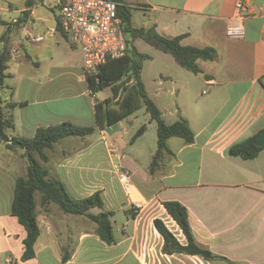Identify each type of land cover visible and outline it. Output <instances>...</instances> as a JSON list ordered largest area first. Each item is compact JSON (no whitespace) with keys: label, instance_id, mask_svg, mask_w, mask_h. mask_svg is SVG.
I'll list each match as a JSON object with an SVG mask.
<instances>
[{"label":"crops","instance_id":"obj_1","mask_svg":"<svg viewBox=\"0 0 264 264\" xmlns=\"http://www.w3.org/2000/svg\"><path fill=\"white\" fill-rule=\"evenodd\" d=\"M12 1L18 5L10 3L7 9L15 6L20 13L16 37L19 41V28L25 30L21 45L27 61L26 48L49 49L47 36L61 35L55 32L53 14L38 11L42 0H34L27 8L26 0H21L25 6L21 9L19 0ZM235 1L123 0L132 9V28H154L166 38L182 35V46L210 47L216 52L212 61L197 60L201 73L194 74L195 78L185 76L180 83L175 82L176 86L169 87V91L161 86L166 81L172 84L170 75L155 74L160 81L151 91L153 96L144 85L164 121V114L170 108L166 102H160L159 106L155 100L157 91H163L164 98L173 93L192 96L190 105L174 100L176 117L171 123L184 119L194 134V142L185 145L179 138H169L166 145L171 154L163 158L152 175L148 170L140 172L126 160L122 150L110 153L117 144L108 138L116 134L118 123L114 129H98V141L85 138L81 146L75 140L63 142L74 143L75 152L61 151L49 164L67 192L76 199L99 192L103 209L112 215L123 211L126 221L118 227L115 244L108 246L94 234V225L86 218L63 215L52 207L48 214L37 216L39 236L33 246L34 257L27 261L20 259L25 230L9 214L14 180L6 181L5 172L0 169V191L6 196L4 207H0V264H264V146L251 160L227 155L230 146L264 130V87L260 82L264 78V0H249L243 21L244 37L230 40L225 36V28ZM36 25L39 29L30 27ZM138 40L132 45L139 52L135 46ZM69 47L70 51L63 50L59 64L54 63V52L43 53L51 74L42 79L32 75L19 79L17 73L10 71L19 67V51L12 49L7 70L11 78L7 80L8 89L2 93L3 100L19 102L20 110L29 108L33 102L50 115L49 105L56 101V92L66 91L72 99L87 98L94 119V104L101 100L87 88L78 47ZM30 64L38 68L41 65ZM201 84H206L207 90L200 88ZM23 90L26 94H22ZM48 126H51L49 122L35 123L27 132L28 138L37 128ZM0 148L4 149L1 144ZM122 167H127L132 177L140 180L133 182L132 200L143 205L136 216L117 180L116 174ZM165 201L182 204L195 243L225 260L205 261L199 256L163 254V241L153 227L155 219H161L177 241L185 244L181 231L162 206ZM63 252H70L65 263L61 262Z\"/></svg>","mask_w":264,"mask_h":264},{"label":"trees","instance_id":"obj_2","mask_svg":"<svg viewBox=\"0 0 264 264\" xmlns=\"http://www.w3.org/2000/svg\"><path fill=\"white\" fill-rule=\"evenodd\" d=\"M33 1L26 0V8L30 7ZM111 1L116 4V16L121 20L124 33L128 32L129 36L125 40L126 49L123 56L115 59L108 58L103 65L85 77L90 94H96L107 88L111 92L109 97L94 104L95 125L93 127H81L69 122H62L54 126L37 128L31 138L9 134V130L14 128L10 110L17 103L3 100L2 93L6 88L8 89L7 80L11 78L7 70L12 49L7 39L9 31L7 30V33L0 37V43L3 44L0 51V144L6 151H21V156L26 161L25 173L14 179L9 208L10 216L16 219L26 233L22 240L21 261H27L34 257L33 246L39 236L37 216L39 213L48 214L52 207H55L63 215L86 218L94 225V234L101 242L108 246L115 244L110 220L112 213L103 209L100 193L95 192L87 197L76 199L67 192L65 185L59 179L49 176L47 169L50 160L49 152L52 151L54 145L65 142L64 140L69 138H87L93 134L95 127L101 130L113 127L140 108H144L149 116V121L153 122L156 128L157 148L151 159L149 175L154 174L159 169L163 158L171 154L166 145L169 138H179L185 145L194 142V134L187 122L184 119H178L171 124L166 123L162 118L161 111L147 95L141 81V70L143 62L149 57L138 52L132 42L135 39L144 41L157 51L170 55L180 68L193 74L201 73L197 66V60H214L215 50L210 47L182 46L180 44L182 35L166 38L159 35L154 28H132L130 24L132 9L126 7L123 0ZM52 12L55 19V32L59 33L71 47L75 46L69 41L67 33L62 30L55 12L53 10ZM24 14L27 13L24 12ZM25 58L31 62L26 53ZM260 82L264 87V78L260 79ZM9 91L11 95L10 87ZM144 129L145 126L140 127L131 138L130 143L142 135ZM259 133L230 146L227 155L242 160H251L257 157L263 149V147L255 145V139ZM162 206L185 239V244H180L165 223L161 219H155L153 227L163 241L161 249L163 254L178 253L199 256L205 261L225 260L195 243L188 222L187 210L182 204L176 201H165ZM132 214L136 216L133 212ZM69 259L70 252H63L61 262L65 263Z\"/></svg>","mask_w":264,"mask_h":264},{"label":"rangeland","instance_id":"obj_3","mask_svg":"<svg viewBox=\"0 0 264 264\" xmlns=\"http://www.w3.org/2000/svg\"><path fill=\"white\" fill-rule=\"evenodd\" d=\"M10 3L15 6L18 5L12 0H0V37L4 33H7L8 30L9 33H7V39L9 40L11 49L14 50L16 48L17 51H19V67L16 66L14 68H11L10 71H14L15 73H17L19 75V79L28 75H32L33 77L42 79L48 74H51V72L48 71V65L44 63L45 56L43 55V53L54 52V63L59 64L62 61L59 60V58L64 52L63 50L66 49L70 51V47L59 35H55L54 37L47 36L46 43H48V45L50 46L49 49L34 50L31 47L26 48V53L30 55L31 62H40V68L36 67L35 64L32 65L30 64V62L28 63L24 59L23 47L21 46V43L25 41V30L19 28V41H17L16 37L17 26L19 25V19L17 18L18 16L20 18V13H17V7L15 6L13 7V9L11 8L12 10H8L7 6ZM42 5H38V11L44 12L47 15L49 14L50 16H52L53 14L54 16L52 10L50 11L48 9L52 5V2L50 0L42 2ZM21 7L25 6L24 4H22L21 0H19V9H21ZM30 27H33L34 29L38 28L37 25ZM2 46L3 44L0 43V51L2 49ZM135 46L138 48L140 53L145 54L149 57L148 60L143 62V69L141 71V81L146 86L149 95H154L151 91L153 87H157V84H159L160 80L158 78H155V74L157 73H161L162 75H170L172 77V84L170 81L162 83L163 86L161 87L165 91H169V87L171 88L172 86H176V81H178L179 83L183 81V77L185 76H188L189 78H195L194 74L178 67L173 62L170 55L157 51L150 45L146 44L144 41L138 40L135 43ZM12 53L13 55L17 54L15 52ZM59 84L60 83L57 82V86ZM200 88H202L203 90H207L206 84H201ZM21 92H23L22 94H26L24 90ZM156 94L157 95L155 100L159 102V106L160 102H166L167 106L170 108L168 112L164 114L165 121L168 124H170L171 121L176 117V114L174 113L175 106L172 105L174 104V100H177L178 102H185L188 105H190L192 101V96L185 97L184 93H181L180 95H178L177 93H173L172 96L166 95L165 98L163 97V91H157ZM55 95L56 101L49 105V109L51 112L50 115H47L46 112H44L42 106L36 105V103L33 102L30 103L29 108L20 110L18 102L17 105L12 110H10L14 128L12 130H9V134H13L17 137L28 138L27 132L35 123L44 125V123L49 122L51 126H54L62 122H69L73 125L81 127L94 126L95 123L91 108L88 106L89 100L87 98L72 99L70 97L71 93L66 91H58ZM110 95V89L107 88L97 92L95 94V97L97 100H103L105 97ZM198 106L200 107L201 104H199ZM183 113L186 114V111H184ZM118 124L120 125H118V131L116 132V134H114L112 138H108V141H113L117 144L115 146L117 149L115 147H111L114 151L110 153H118L117 150H122L126 160L130 161L135 167L138 168L140 172L146 173V171L149 170L152 156L154 155L157 148L155 124L149 121V116L145 112L144 108H140L139 110L135 111L133 114L120 121ZM115 126L117 127V124L113 126V129L115 128ZM142 126H145L144 132L139 138L136 139L133 144H130L131 138ZM99 137V130L97 127H95L93 134L86 139L89 141H98ZM67 140H75L77 142L76 145H83V142L81 141L82 139L80 138H69L65 139L64 141ZM70 144L71 146H69ZM69 145L63 142L54 145L52 151L49 152V154L52 155V157L50 158V162H52L53 159L59 156L61 154V151L64 153H74L75 151L73 152L72 150L74 149V143H69ZM79 146H76V148L78 149ZM21 154V151L9 152L0 148V169L3 170L2 172H5L4 174L6 175V181H13L16 177L21 176L25 173L26 161L21 156ZM51 166L52 164L48 163L47 168L49 169L50 177L58 178V175L53 172ZM122 168L124 170H127L129 174H131L127 167ZM131 180L132 182L140 183L138 182L140 180H138V178H133L132 174ZM5 197L6 196L0 191L1 208L4 207ZM110 220L114 236L118 237V227H121L126 221L123 211H115ZM121 264H126V262H122Z\"/></svg>","mask_w":264,"mask_h":264},{"label":"built area","instance_id":"obj_4","mask_svg":"<svg viewBox=\"0 0 264 264\" xmlns=\"http://www.w3.org/2000/svg\"><path fill=\"white\" fill-rule=\"evenodd\" d=\"M48 0H42L46 2ZM53 10L67 33L69 41L76 45L81 54L84 78L90 75L108 58L123 56L126 49L125 33L121 20L116 16V4L111 0H50ZM249 0H236L232 16L227 20L225 36L230 40L244 37L243 21ZM117 180L123 194L131 201L134 214L143 205L132 200L134 186L127 170L119 169Z\"/></svg>","mask_w":264,"mask_h":264},{"label":"water","instance_id":"obj_5","mask_svg":"<svg viewBox=\"0 0 264 264\" xmlns=\"http://www.w3.org/2000/svg\"><path fill=\"white\" fill-rule=\"evenodd\" d=\"M128 35H129V33L126 32V33H125V39L128 38ZM255 145H256L257 147H263V146H264V130H262V131L258 134V136L256 137V139H255Z\"/></svg>","mask_w":264,"mask_h":264}]
</instances>
